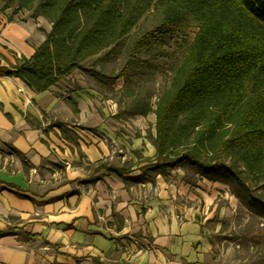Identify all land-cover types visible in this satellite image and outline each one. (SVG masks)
Segmentation results:
<instances>
[{
  "label": "crops",
  "instance_id": "1",
  "mask_svg": "<svg viewBox=\"0 0 264 264\" xmlns=\"http://www.w3.org/2000/svg\"><path fill=\"white\" fill-rule=\"evenodd\" d=\"M9 11L0 12L7 68L30 59L51 30L27 11L9 20ZM70 101L77 113L52 90L0 77V264H241L246 245L264 248L256 224L241 243V201L225 182L157 161L155 129L119 134L98 100ZM50 122L74 140L57 127L42 134Z\"/></svg>",
  "mask_w": 264,
  "mask_h": 264
},
{
  "label": "trees",
  "instance_id": "2",
  "mask_svg": "<svg viewBox=\"0 0 264 264\" xmlns=\"http://www.w3.org/2000/svg\"><path fill=\"white\" fill-rule=\"evenodd\" d=\"M0 1V12L12 11L9 20L27 11L51 25L30 59L0 66V77L18 78L39 94L49 92L85 62L121 46L148 16H155L161 27L194 20L197 31L170 87L154 110L144 104L138 111L155 115V159L206 173L227 155L248 172L262 170L264 0ZM67 102L77 113L76 105ZM54 127L64 139L74 140L66 125L54 122L42 134ZM106 168L121 176L119 170Z\"/></svg>",
  "mask_w": 264,
  "mask_h": 264
},
{
  "label": "rangeland",
  "instance_id": "3",
  "mask_svg": "<svg viewBox=\"0 0 264 264\" xmlns=\"http://www.w3.org/2000/svg\"><path fill=\"white\" fill-rule=\"evenodd\" d=\"M196 31L197 24L192 19L182 24L161 27L155 16H148L121 46L85 62L50 91L65 101L71 98L96 99L105 108L101 110L104 116L109 117L114 113L111 118L118 123L119 134H124L128 127L138 134L140 124H144L149 135L150 130L155 129V115L150 112L142 116L138 111L144 104H149L154 110L159 97L170 87L174 71L182 62ZM84 86L86 89H82ZM72 93H75L74 97ZM93 131L100 139L106 136L98 129ZM114 141L107 139V144L120 146L116 139ZM139 163L135 160L136 165ZM177 168L184 170L190 179L203 175L225 182L231 193L238 196L241 208L237 210L239 220L236 222L241 223V243L244 244V233L255 227V224L258 229L263 228L264 162L262 170L248 172L224 155L223 163L211 172L205 173L183 163ZM263 233L260 231L261 235L257 239L264 243ZM257 244V247L246 245L248 250L242 249L239 256L241 264H264V248L260 242Z\"/></svg>",
  "mask_w": 264,
  "mask_h": 264
},
{
  "label": "built area",
  "instance_id": "4",
  "mask_svg": "<svg viewBox=\"0 0 264 264\" xmlns=\"http://www.w3.org/2000/svg\"><path fill=\"white\" fill-rule=\"evenodd\" d=\"M22 14H23V12H19V13L13 15L12 17L20 19Z\"/></svg>",
  "mask_w": 264,
  "mask_h": 264
}]
</instances>
